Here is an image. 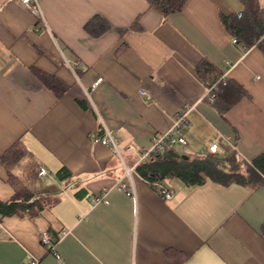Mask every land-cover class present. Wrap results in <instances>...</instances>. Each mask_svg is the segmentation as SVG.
<instances>
[{
  "label": "crops",
  "instance_id": "crops-1",
  "mask_svg": "<svg viewBox=\"0 0 264 264\" xmlns=\"http://www.w3.org/2000/svg\"><path fill=\"white\" fill-rule=\"evenodd\" d=\"M41 9L46 26L17 0H0V158L20 143L25 153L11 173L51 200L35 216L0 220V264H264V186L172 178L161 183L173 194L165 202L135 171L134 195L120 190L130 185L124 167L137 160L124 148L148 149L185 106L193 109L182 157H208L214 138L225 148L220 158L264 154V53L237 48L221 21L241 13V0H187L167 20L146 0H41ZM94 17L109 27L96 38L84 29ZM202 62L248 93L223 116L205 100ZM30 68L67 92L56 98ZM105 128L119 155L98 142ZM61 168L68 180L56 178ZM100 194L106 203H92ZM12 195L0 162V201ZM42 231L57 241L59 260L39 244ZM168 249L188 257L169 258Z\"/></svg>",
  "mask_w": 264,
  "mask_h": 264
},
{
  "label": "trees",
  "instance_id": "trees-1",
  "mask_svg": "<svg viewBox=\"0 0 264 264\" xmlns=\"http://www.w3.org/2000/svg\"><path fill=\"white\" fill-rule=\"evenodd\" d=\"M149 8L156 10L164 20L169 16L180 13L187 0H146ZM242 10L239 14L221 15V21L228 34L236 42L248 50L257 47L264 53V7L259 0H241ZM107 23L99 17H94L84 26L85 31L92 37L101 36L108 30ZM32 74L56 97L60 98L67 92V87L57 78L37 69L30 68ZM206 87L220 77L210 64L202 62L196 67ZM248 97L243 87L231 80L218 84L215 93L214 109L223 116L242 99ZM24 148L20 143L13 145L1 158V164L6 168L8 183L13 189L12 197L0 201V220L12 216H35L51 203L47 197H35L12 173L15 166L24 156ZM136 173L150 184L176 178L188 186L201 185L206 181L220 186L240 185L254 190L264 186V154H260L250 162L237 158L234 154L220 157H205L203 159H183L175 150H168L147 162L140 163L135 168ZM59 181L71 177L66 168H61L56 174ZM84 190L78 191L75 196L82 197ZM261 236L264 239V226L261 227ZM169 258H178L185 261L188 256L174 250H165Z\"/></svg>",
  "mask_w": 264,
  "mask_h": 264
},
{
  "label": "built area",
  "instance_id": "built-area-1",
  "mask_svg": "<svg viewBox=\"0 0 264 264\" xmlns=\"http://www.w3.org/2000/svg\"><path fill=\"white\" fill-rule=\"evenodd\" d=\"M31 15H33L38 22H41L42 25L46 26L44 15L41 9V0H17ZM264 3V0H261ZM231 42L239 49L243 47L239 45L234 38L231 39ZM1 65V64H0ZM79 67L80 64L76 63L71 70L74 73V67ZM224 81V76H221L214 80L205 92V100L209 104L214 103L215 93L218 89V84ZM140 95L145 99H149V96L145 92H140ZM193 109V106H185L184 109L179 112L173 121V125L167 132L163 134H158L152 137L150 147L146 150L138 151L135 150L131 145H127L124 149L126 151L132 152L135 154L137 160L133 166H125V177L130 180V185H121L120 190L124 192L127 196L134 195V185L132 181V176L135 173V168L137 165L143 162L151 161L168 150H174L178 146H184L186 144L185 139L182 136V131L188 125L187 115L188 112ZM98 142L105 147H111L119 155L117 148V141L114 137V133L106 128L103 130V136L98 140ZM225 153V148L222 144L221 138H214L208 144V154L210 157H218ZM48 172L46 169L41 168L39 170L40 176L47 175ZM157 192L163 201H169L173 194L166 190L162 184H155ZM92 203H106V195L100 194L97 197L93 198ZM69 234L68 230H63L61 236H66ZM39 244L43 247L48 254L53 255L57 260L60 259L57 255L55 249L57 241H55L52 236L47 231H42L38 236ZM28 264H38V261L31 259Z\"/></svg>",
  "mask_w": 264,
  "mask_h": 264
},
{
  "label": "rangeland",
  "instance_id": "rangeland-1",
  "mask_svg": "<svg viewBox=\"0 0 264 264\" xmlns=\"http://www.w3.org/2000/svg\"><path fill=\"white\" fill-rule=\"evenodd\" d=\"M175 152L178 153L180 156H185L183 150L179 147L175 149Z\"/></svg>",
  "mask_w": 264,
  "mask_h": 264
},
{
  "label": "water",
  "instance_id": "water-1",
  "mask_svg": "<svg viewBox=\"0 0 264 264\" xmlns=\"http://www.w3.org/2000/svg\"><path fill=\"white\" fill-rule=\"evenodd\" d=\"M183 159H187L186 157H183Z\"/></svg>",
  "mask_w": 264,
  "mask_h": 264
}]
</instances>
